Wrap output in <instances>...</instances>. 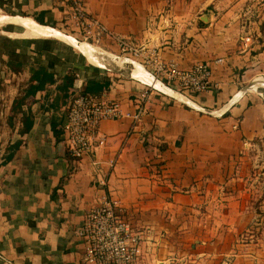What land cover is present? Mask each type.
Wrapping results in <instances>:
<instances>
[{
  "label": "crops",
  "instance_id": "1",
  "mask_svg": "<svg viewBox=\"0 0 264 264\" xmlns=\"http://www.w3.org/2000/svg\"><path fill=\"white\" fill-rule=\"evenodd\" d=\"M210 6L199 25L198 9ZM86 7L181 66L223 56L212 76L219 88L175 97L108 41L99 48L120 72L59 38L20 36L21 24L1 23L0 162L11 156L0 164V264H83L75 230L104 194L142 232L143 264H263L264 241L231 236L252 226L250 173L264 145V26L257 25L264 0H86ZM64 15L59 0H0V19L58 31ZM255 26L262 40L244 41ZM32 65L46 67L55 81L13 107ZM67 73L74 76L69 85ZM89 80L125 107L143 84L154 89L135 127L128 118L100 122L106 139L95 162L70 158L61 133L69 97ZM28 110L32 124L21 133ZM240 244L248 248L234 251Z\"/></svg>",
  "mask_w": 264,
  "mask_h": 264
},
{
  "label": "built area",
  "instance_id": "2",
  "mask_svg": "<svg viewBox=\"0 0 264 264\" xmlns=\"http://www.w3.org/2000/svg\"><path fill=\"white\" fill-rule=\"evenodd\" d=\"M59 2L65 13L63 31L97 47L110 42L118 53L134 59L141 67L160 78L172 96L184 98L187 94L219 88V83L212 76L216 66L223 64V56L196 60L189 66H181L176 59L164 58L157 46L137 43L126 34L109 28L87 9L86 0ZM244 41L252 40L248 35ZM153 91L151 85L143 84L126 107L120 99L108 97L101 90L73 92L61 122L66 154L76 159L89 157L91 162H95L93 156L106 139L100 131V122L104 119L128 118L131 126L135 127L146 112ZM236 126L233 124V127ZM75 231L83 241V264H143L142 232L127 216L125 208L106 194L87 209Z\"/></svg>",
  "mask_w": 264,
  "mask_h": 264
},
{
  "label": "rangeland",
  "instance_id": "3",
  "mask_svg": "<svg viewBox=\"0 0 264 264\" xmlns=\"http://www.w3.org/2000/svg\"><path fill=\"white\" fill-rule=\"evenodd\" d=\"M211 9H213L211 6L209 8L208 7L200 8V9H198V10H200L198 13L201 15L208 16V12ZM252 9L253 8H251V12H252ZM207 21H208V19H201V18L198 19L199 25L205 24V23H207ZM255 23L256 22H251V23L249 22L247 24H249L250 26H253ZM257 25L260 26L261 29H263L264 23L263 24L257 23ZM58 31L64 33L65 35H70L68 32L65 33L63 30H58ZM256 31H257L256 26H255V28L250 29L249 34L252 35L251 40L252 39L255 40V38H256V40L261 41L262 40L261 36L256 37ZM70 36H72V35H70ZM66 43H69V42H66ZM70 44H72V43H70ZM73 45L74 44H72V46ZM96 48L98 50H102L97 46H96ZM75 50H77V49H75ZM81 53H83L84 55L86 54L83 51H81ZM113 64L118 65V63H115V62H113ZM258 163H260L261 165H258V164L255 165L254 168L251 170V173H250V176L255 178V179H253V182L250 183L251 184L250 188H251L252 192L250 194L251 197L249 198V202H248V206L250 208V211L254 212V213H252V216H251L252 220L249 223V224L252 223V226H250L249 229L243 230L241 232H232L233 236H231V238H235V239L241 240V241H245V240H252V241L254 240V241H259V242L264 241V145H263L262 155H259V157H258ZM260 245H257V246H260ZM262 246L264 247V244H262ZM247 248L248 247L246 245H241V244H240V246L233 247L234 251H237V250L244 251ZM255 248L256 247H254V249ZM237 262L238 261L231 260L230 264H237ZM239 264H243V262L239 261ZM255 264H260V263H255Z\"/></svg>",
  "mask_w": 264,
  "mask_h": 264
},
{
  "label": "trees",
  "instance_id": "4",
  "mask_svg": "<svg viewBox=\"0 0 264 264\" xmlns=\"http://www.w3.org/2000/svg\"><path fill=\"white\" fill-rule=\"evenodd\" d=\"M7 63H11V61H8ZM15 64L21 65L20 63H15ZM30 70H31V73L29 76V82L24 89V93L19 98L14 99V102L12 104L13 107L16 106L17 104L18 105L22 104L26 97L33 96L35 92L39 89H42L45 86V84L55 81V77L53 73L48 71L47 68L42 65H32ZM73 77L74 76L71 73H67L63 76V78L66 80V83H68V85L69 83L71 84ZM103 85H104L103 83L89 80L86 82L85 86L81 89V91L82 92H87V91L97 92V91L102 90ZM31 124H32V119L30 116V112L28 110V113L23 115V127L19 131L21 133L27 131L31 127ZM17 146H18V142H14L13 144L9 146V148L13 150ZM10 156H11L10 152H8L6 156L4 157V159L0 162V164L6 161V159H8Z\"/></svg>",
  "mask_w": 264,
  "mask_h": 264
},
{
  "label": "bare ground",
  "instance_id": "5",
  "mask_svg": "<svg viewBox=\"0 0 264 264\" xmlns=\"http://www.w3.org/2000/svg\"><path fill=\"white\" fill-rule=\"evenodd\" d=\"M6 21L15 22V23H18V24L22 25V27H23L22 31L18 32V33L21 34L20 36L24 35L23 33H26V35L29 36V37L30 36H32V37L33 36H51V37L53 36V37L59 38L60 40L65 41V42H69V43L74 44L81 51H83L84 53H86L87 55L92 57L93 59H96L103 66L104 65L107 66V64H113V62L111 60V56L108 57L109 55L108 56L104 55L106 53H103L104 52L103 50H98L96 48V46H94L93 44L86 43V42L81 43L80 41L74 40L75 38L72 39V38L68 37L69 35L66 36V35L62 34V32L60 33L58 31H53V30H51V29H49L47 27L40 26V25L36 24L35 22H33L31 20H28V19H20V18L19 19H9V18L0 19V24L4 23ZM11 33H13V35L14 34H18V33L14 32V31H11ZM18 36H19V34H18ZM106 60L108 61V63H106L107 62ZM262 84L264 85V83H261V85ZM246 88H250L251 89V87H249V85L246 86Z\"/></svg>",
  "mask_w": 264,
  "mask_h": 264
},
{
  "label": "water",
  "instance_id": "6",
  "mask_svg": "<svg viewBox=\"0 0 264 264\" xmlns=\"http://www.w3.org/2000/svg\"><path fill=\"white\" fill-rule=\"evenodd\" d=\"M200 18H201V19H208V16H206V15H200ZM73 37H74V36H73ZM74 38H75V37H74ZM74 40H76V41H81V40H79V39H77V38H75ZM81 42H83V41H81ZM103 53H106V54H104V55H106V56H108V55L110 56V54H108V53L105 52V51H104ZM109 56H108V57H109ZM108 57H107V58H108ZM107 67L110 68V69H112V70H114V71H117V72H118V71H119V72L122 71L121 67L118 66L117 64H107ZM244 90H251V89L245 87Z\"/></svg>",
  "mask_w": 264,
  "mask_h": 264
}]
</instances>
